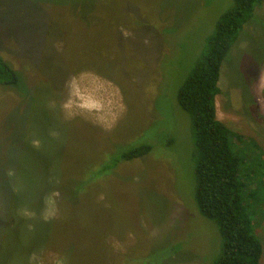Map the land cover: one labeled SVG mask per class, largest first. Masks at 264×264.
<instances>
[{
	"label": "rangeland",
	"instance_id": "obj_1",
	"mask_svg": "<svg viewBox=\"0 0 264 264\" xmlns=\"http://www.w3.org/2000/svg\"><path fill=\"white\" fill-rule=\"evenodd\" d=\"M232 4L92 0L81 14L70 0H0V53L31 90L0 85V221L23 227L13 248L0 232V264H214L222 240L196 207L195 144L177 92ZM254 17L223 62L216 113L243 136L264 264V1ZM142 19L159 30L133 24ZM137 136L151 153L120 163L61 217L69 177ZM33 161L48 183L31 202Z\"/></svg>",
	"mask_w": 264,
	"mask_h": 264
},
{
	"label": "trees",
	"instance_id": "obj_2",
	"mask_svg": "<svg viewBox=\"0 0 264 264\" xmlns=\"http://www.w3.org/2000/svg\"><path fill=\"white\" fill-rule=\"evenodd\" d=\"M33 1L37 7L41 5V0ZM263 1L233 0L232 6L218 18L213 33L206 40L203 55L194 63L177 92L179 107L190 117L195 144L196 207L202 217L216 224L222 240L221 254L214 264H259L263 255V245L256 234L252 217L254 211L252 202L255 200L257 190L249 189L250 173L246 174L244 151L236 144V141L243 142V136L228 128L217 118L216 113V97L221 92L219 80L223 62L245 26L255 20V11ZM89 2L92 4V0H70L71 5H80L81 14L91 7ZM22 14L33 16V9H27ZM148 17L147 19H154L152 15ZM89 21L88 25L94 22L92 19ZM142 21L143 24L139 20L133 24L141 25L143 29L148 27L151 30H159L158 25L151 26L145 19ZM125 25L114 23V30L118 32L117 30ZM106 65H109V60ZM60 70L63 69L59 68L58 71ZM0 85L13 88L28 97L31 93L21 74L2 57L1 53ZM151 151L152 145L140 141V136H137L125 146L112 148L107 150L105 155H100L94 162L93 167L96 166V169L92 167L91 174L87 170L81 171L80 174H72L68 185L64 188L61 186L63 194L59 202L60 216L62 217L76 202L83 204L85 200L88 201L91 194L89 187L100 180L105 181L103 177H108L120 163L147 156ZM4 164L5 162L1 166ZM33 165L34 167H28L30 171H34L30 173L31 175L36 174L34 183L33 181L31 183L33 184L31 202L39 194V188L48 183L45 173L47 170L35 168L41 164L37 166L34 161ZM24 172L19 173L23 175ZM259 187L258 184V192ZM54 223L43 222L42 228L47 227L45 231L54 228ZM22 228L13 219L8 222L0 221V232L4 231L8 238L9 248L15 247L14 237ZM6 231L11 232H8V235ZM43 238L46 239L45 236ZM68 253H71V248L67 250ZM120 258L130 263L125 255ZM70 264L73 263L70 261Z\"/></svg>",
	"mask_w": 264,
	"mask_h": 264
}]
</instances>
